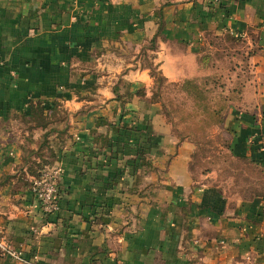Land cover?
<instances>
[{
	"label": "crops",
	"instance_id": "obj_1",
	"mask_svg": "<svg viewBox=\"0 0 264 264\" xmlns=\"http://www.w3.org/2000/svg\"><path fill=\"white\" fill-rule=\"evenodd\" d=\"M219 35L248 68L231 154L264 177V0H0V240L29 262L0 264H264V192L194 179L150 97L144 62L189 76ZM42 164L61 167L49 214L28 188Z\"/></svg>",
	"mask_w": 264,
	"mask_h": 264
},
{
	"label": "rangeland",
	"instance_id": "obj_2",
	"mask_svg": "<svg viewBox=\"0 0 264 264\" xmlns=\"http://www.w3.org/2000/svg\"><path fill=\"white\" fill-rule=\"evenodd\" d=\"M207 40L192 74L174 81H155L153 96L160 102L161 116L172 133L191 143L188 167L194 179L222 184L243 195L264 192L261 171L230 153L223 125L228 107L248 75L246 50L240 39L227 35ZM144 63L154 68L148 60ZM154 73L158 77L157 71Z\"/></svg>",
	"mask_w": 264,
	"mask_h": 264
},
{
	"label": "built area",
	"instance_id": "obj_3",
	"mask_svg": "<svg viewBox=\"0 0 264 264\" xmlns=\"http://www.w3.org/2000/svg\"><path fill=\"white\" fill-rule=\"evenodd\" d=\"M209 3H219L222 0H206ZM60 165L51 168H43L38 176H32L29 180V191L38 201L43 214H49L56 211V180L60 174ZM0 253L16 261H24L22 254L18 249H14L4 241L0 240Z\"/></svg>",
	"mask_w": 264,
	"mask_h": 264
},
{
	"label": "trees",
	"instance_id": "obj_4",
	"mask_svg": "<svg viewBox=\"0 0 264 264\" xmlns=\"http://www.w3.org/2000/svg\"><path fill=\"white\" fill-rule=\"evenodd\" d=\"M227 36H229V35H227ZM229 37H232V36H229ZM233 38H234V37H233ZM151 66L154 67V68H151L150 65H149L150 77H151V79H152V93H151L150 97H151L152 100H156V101H158V100L153 96V94H154V92H155L154 89L156 88L154 82H155V81L158 82V81H160L161 79H164V77L161 76L160 72L156 69V66H154V65H151ZM154 70L157 71V73H158V77L155 76L156 74L154 73ZM164 80H165V79H164ZM239 89H240V86H239ZM239 89H235V91L238 92ZM158 102H159V101H158ZM159 103H160V102H159ZM42 112H43L42 109H41V108H38V106L36 105L35 109L33 110V114H32L33 118L36 119V120H40V122H42V121L45 122V121L47 120V118H49V115H43ZM164 119H165V118H164ZM165 120H166V119H165ZM166 122H167V121H166ZM229 150H230V147H229ZM230 153H231V150H230ZM237 159L244 160V161L248 162L247 159H246L245 157H243V158H237ZM249 164H250V163H249ZM43 166H44V164H42L41 166H39V167L37 168V170H36L34 173L31 174V176H38V175H39V172L43 169ZM252 166H253V165H252Z\"/></svg>",
	"mask_w": 264,
	"mask_h": 264
}]
</instances>
